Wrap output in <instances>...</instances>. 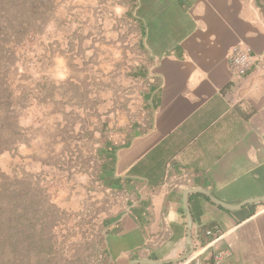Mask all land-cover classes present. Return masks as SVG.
Returning <instances> with one entry per match:
<instances>
[{
    "label": "crops",
    "instance_id": "obj_1",
    "mask_svg": "<svg viewBox=\"0 0 264 264\" xmlns=\"http://www.w3.org/2000/svg\"><path fill=\"white\" fill-rule=\"evenodd\" d=\"M89 3L80 56L99 62L95 111L110 136L98 179L105 196H120L103 218V264L181 259L188 213L200 264L227 250L222 264H264V0ZM239 45L259 60L234 81L228 58ZM88 73L63 83L93 94L83 92L94 87ZM208 230L218 239L205 248Z\"/></svg>",
    "mask_w": 264,
    "mask_h": 264
},
{
    "label": "rangeland",
    "instance_id": "obj_2",
    "mask_svg": "<svg viewBox=\"0 0 264 264\" xmlns=\"http://www.w3.org/2000/svg\"><path fill=\"white\" fill-rule=\"evenodd\" d=\"M74 1L57 0L43 33L30 35L1 54L5 59L0 84H12L14 99L22 106L18 113L24 131L20 143L0 154V182L2 175H40L55 203L59 205V197L76 201L69 209L59 205L67 215L58 239L65 242L68 256L80 250L88 264H103L104 246L99 243L103 218L120 202V196H105L98 179L102 164L99 150L110 137L95 111L105 79L97 69L99 62H91L89 54L80 56L92 32L90 3L86 0L80 10L81 5ZM105 1L116 2L98 0ZM87 72H91L94 87L83 91L93 94L84 95L76 87H81L79 82ZM70 74L79 78L75 85L63 83ZM122 79L118 74L113 77L115 90H121ZM81 174L91 181L85 184ZM85 243L89 245L83 246Z\"/></svg>",
    "mask_w": 264,
    "mask_h": 264
},
{
    "label": "trees",
    "instance_id": "obj_3",
    "mask_svg": "<svg viewBox=\"0 0 264 264\" xmlns=\"http://www.w3.org/2000/svg\"><path fill=\"white\" fill-rule=\"evenodd\" d=\"M56 2L0 0V76L5 59L1 54L9 52L11 45L16 46L28 36L43 33ZM11 88L8 82L0 84V154L20 143L24 131L18 113L22 106L16 103L15 90ZM65 215L40 175L24 173L21 178L2 175L0 264H88L79 254L80 250L68 256L70 251L66 250L65 242L58 239ZM99 243L104 246L103 237Z\"/></svg>",
    "mask_w": 264,
    "mask_h": 264
},
{
    "label": "built area",
    "instance_id": "obj_4",
    "mask_svg": "<svg viewBox=\"0 0 264 264\" xmlns=\"http://www.w3.org/2000/svg\"><path fill=\"white\" fill-rule=\"evenodd\" d=\"M259 57L253 53L252 49L247 46L239 45L232 49L229 58L228 65L230 71L232 72L233 80L239 81L248 76L251 72L254 71ZM208 239H211L207 242L206 247H210L217 241V237L215 236L213 230H208L206 232ZM198 250L185 261L180 264H187L195 261L196 264H200V260L198 259ZM231 254L230 250L219 252L213 257V261L210 264H222L223 261Z\"/></svg>",
    "mask_w": 264,
    "mask_h": 264
},
{
    "label": "water",
    "instance_id": "obj_5",
    "mask_svg": "<svg viewBox=\"0 0 264 264\" xmlns=\"http://www.w3.org/2000/svg\"><path fill=\"white\" fill-rule=\"evenodd\" d=\"M185 206L186 209L188 210V206H187V200L185 201ZM188 225H189V231H188V244L191 248L190 252L188 254H186L184 257H182L179 260H175V261H169V262H155V261H150V260H139V261H135L132 264H176L179 262H183L185 260H187L194 252H195V246L193 243V238H192V232H191V228H192V219L190 214L188 213Z\"/></svg>",
    "mask_w": 264,
    "mask_h": 264
}]
</instances>
